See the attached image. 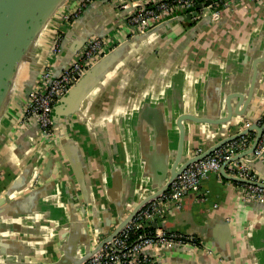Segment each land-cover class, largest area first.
<instances>
[{
    "label": "crops",
    "instance_id": "1",
    "mask_svg": "<svg viewBox=\"0 0 264 264\" xmlns=\"http://www.w3.org/2000/svg\"><path fill=\"white\" fill-rule=\"evenodd\" d=\"M76 1L37 36L34 77L45 64L58 74L91 36L113 48L128 41L53 121L54 141L36 122L21 121L33 79L30 63L19 69L0 116V264H51L66 251L76 260L95 237L109 235L156 189L154 166L176 151V116H223L227 95L245 94L264 54V0H225L216 20L181 15L133 39L115 0H93L65 22L62 13ZM59 32L60 51L49 55ZM256 68L249 110L233 116L230 134L264 108V61ZM185 128L187 156L221 135L207 123L186 121ZM251 171L264 181V162ZM239 193L238 182L214 173L185 193L157 226L192 235L200 246L168 250L162 264H264V207Z\"/></svg>",
    "mask_w": 264,
    "mask_h": 264
},
{
    "label": "built area",
    "instance_id": "2",
    "mask_svg": "<svg viewBox=\"0 0 264 264\" xmlns=\"http://www.w3.org/2000/svg\"><path fill=\"white\" fill-rule=\"evenodd\" d=\"M93 0H77L75 4L62 14L65 22L74 19L81 10ZM114 1V0H112ZM124 11L127 24L133 28L131 32L145 33L158 25L176 19L181 15H189L190 21H198L206 16L216 20L220 16L221 6L225 0L208 3V0H115ZM198 3L203 7L196 8ZM61 34L57 33L50 46L49 55L60 51ZM113 46L99 36H91L77 52L76 58L69 62L58 73L45 64L28 94L22 109V123H37L39 130L49 141L55 140L53 129V107L68 92L69 88ZM257 124L262 126L261 136L253 151L254 158L264 162V108L258 115ZM251 138L241 135L226 142L204 158L190 163L159 196L143 204L121 230L106 241L88 259L81 264H162L168 250L178 247H199L196 237L177 232L166 231L157 226L165 219L168 210L180 203L183 195L196 189L211 173L219 180L223 179L220 167L223 162L246 149ZM202 149L198 148L196 152ZM247 156L229 161L226 172L240 178L254 179ZM239 197L244 202H256L264 207V188L238 182ZM156 223V226L153 224ZM153 225V229L151 226Z\"/></svg>",
    "mask_w": 264,
    "mask_h": 264
},
{
    "label": "water",
    "instance_id": "3",
    "mask_svg": "<svg viewBox=\"0 0 264 264\" xmlns=\"http://www.w3.org/2000/svg\"><path fill=\"white\" fill-rule=\"evenodd\" d=\"M68 1L69 0H0V116L12 95V89L15 85V80L17 78L19 69L25 63H30L32 65L31 79L33 80L26 88V98L28 97L31 87L36 79V77H34L35 71L33 69L36 65L33 55L35 40L46 24L54 16L60 13L63 9L68 8ZM208 3H211V0H208ZM201 7H203L202 3H198L196 5V8ZM127 11V9L123 11V16H125ZM189 18L190 16L186 15V19L189 20ZM149 31L145 33H137L135 31L132 33L131 39L146 35ZM127 41L115 46L110 51H108L78 78V80L69 88L68 92L59 100L58 103L54 105L52 111L53 121H55L61 114L65 113L75 94L78 93L86 84L95 80L94 78L101 72L103 67L118 56V51L120 49L123 50V47L126 45ZM262 61H264V54L263 56L257 58L253 64V73L251 75L249 87L245 94L240 92H232L227 95L225 101V114L223 116L218 118H209L199 117L191 113L178 114L175 119L178 133L176 151L171 156V160H169L168 156L165 157L167 161H170L169 163L161 161L154 166L157 185L156 189L152 193L145 196L137 205H135L128 212V214L123 219H121V221L116 225L114 230L109 235L102 239L95 237L92 247L86 253L80 255L76 260H71V258L69 259V251H66L64 256L51 264H81L106 241H110L143 204L162 194L169 187L171 182L190 163L204 158L226 142L236 139L241 135H247L250 131H254V135L251 137L246 149L234 155L230 160L223 162L220 167V174L227 180L249 183L264 188V181L259 180L257 177L254 179H246L229 175L226 172V165L229 161L236 160L244 156H247L249 159H251V161L248 163L250 167L255 166L257 163H263L259 159H255L253 154L262 131V126L257 124L258 115L257 117L249 120V122L245 121L247 118L243 117L244 120L237 122V125L242 127H240L235 133H228L230 125H232L233 122V116L242 117L245 112L249 110V105L253 99L256 85V66L258 62ZM236 97L238 102L236 105H233L232 100ZM154 119H156V116H154ZM186 121H191L193 123H207L213 126V133H220L221 135H219V139H217V141L209 147L202 149L200 152H196L187 156L184 154ZM65 153L68 155L67 149ZM251 173L252 171L249 172V174ZM21 177L22 176H19L15 179V186H17V183L20 182ZM15 186H12L11 188H14ZM21 264L39 263L23 262Z\"/></svg>",
    "mask_w": 264,
    "mask_h": 264
},
{
    "label": "trees",
    "instance_id": "4",
    "mask_svg": "<svg viewBox=\"0 0 264 264\" xmlns=\"http://www.w3.org/2000/svg\"><path fill=\"white\" fill-rule=\"evenodd\" d=\"M214 1H219V0H214ZM154 227H153V225L151 226V229H153Z\"/></svg>",
    "mask_w": 264,
    "mask_h": 264
}]
</instances>
